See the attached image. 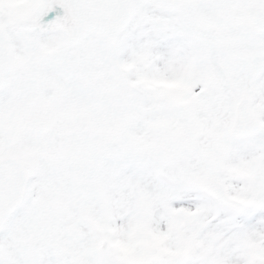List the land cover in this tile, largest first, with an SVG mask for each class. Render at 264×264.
Listing matches in <instances>:
<instances>
[{
  "label": "snow or ice",
  "instance_id": "1",
  "mask_svg": "<svg viewBox=\"0 0 264 264\" xmlns=\"http://www.w3.org/2000/svg\"><path fill=\"white\" fill-rule=\"evenodd\" d=\"M0 264H264V0H0Z\"/></svg>",
  "mask_w": 264,
  "mask_h": 264
}]
</instances>
